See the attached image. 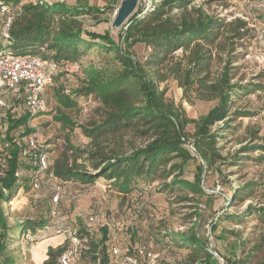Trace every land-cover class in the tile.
Listing matches in <instances>:
<instances>
[{"label":"trees","instance_id":"trees-1","mask_svg":"<svg viewBox=\"0 0 264 264\" xmlns=\"http://www.w3.org/2000/svg\"><path fill=\"white\" fill-rule=\"evenodd\" d=\"M193 1L151 0L149 6L137 8L131 14L119 41H116L108 31L100 33L86 25L87 16L97 22L103 14V9L94 5L72 6L63 0H0L7 9V13L0 16V48L1 40L6 41L1 53L36 54L43 59L69 62L96 51L110 54V60L119 64L117 69L108 73L94 68L81 79L78 89L71 90L92 96L97 101L94 115L86 124L79 125L88 142L80 147L65 137L62 150L39 177L48 174L62 184L75 182L84 185L103 176L108 179L105 180L108 185L116 186L121 192L130 191L136 180L146 183L145 188L159 180L162 181V191L177 189L205 193L198 181L201 172L214 165L215 171H220L218 164L225 162L218 145L223 128L231 122L233 115L256 116H251L254 114L251 110L234 108L235 97L263 90L264 85L232 80L230 52L236 42L233 40L248 34L247 22L239 17L226 20L210 14ZM7 17H10L6 29L8 35L4 36ZM139 44L149 49L143 59L135 51ZM213 50L223 62L217 75L210 71ZM169 78L177 81L183 96L189 98L194 94L200 100L215 101V104L198 118L188 117L180 105L166 96V87H160V83ZM69 96L61 91L58 98L68 100ZM11 98L13 102L9 106L0 108V264H17L16 256L6 248L13 245L18 235L34 233L49 223L46 218L17 220L14 225L7 222L5 204L9 206L15 194L26 185L32 187V179L38 170L35 157L38 151L30 149L27 143L28 134L35 131L29 124L32 118L23 112L18 96L12 94ZM44 99L47 103L45 96ZM65 104L74 103L66 101ZM263 108L264 103L259 113ZM64 121L74 124L68 118ZM187 124H192V131L186 130ZM137 138L144 139L141 145L135 142ZM38 141L41 149L50 155L49 145ZM243 148L264 151V144ZM194 155L198 162L193 179H188L182 175L189 160L195 161ZM169 176L170 179L164 182ZM256 184L248 182L232 188V198L250 194L252 190H247L248 187ZM244 212L264 216L263 207L249 205ZM227 215L236 220L241 218L225 212L217 217L216 222ZM216 224L212 225V232H215ZM233 235L232 240H228L223 232L214 235L226 240V252L217 251L226 264H264V255L256 262L251 261L252 250L237 254L244 249V242L238 234ZM77 236L85 237L88 246L78 259L86 258L94 264L116 263L112 246L113 237H118L112 228L90 232L85 226L77 231ZM161 236V243L166 248L175 245L191 249L189 262L179 264L218 262L213 255L215 251L209 248L207 237L199 236L193 230L165 231ZM140 243L149 246L143 241L119 243L118 240L116 244L123 250ZM64 248V241L48 246L43 264H59L58 258ZM19 264H25V261ZM159 264H163L160 257Z\"/></svg>","mask_w":264,"mask_h":264},{"label":"rangeland","instance_id":"rangeland-1","mask_svg":"<svg viewBox=\"0 0 264 264\" xmlns=\"http://www.w3.org/2000/svg\"><path fill=\"white\" fill-rule=\"evenodd\" d=\"M54 1V0H49ZM72 6L91 4L102 8L103 14L100 21H95L92 16L86 17V25L90 30L100 33L108 31L113 39L119 41V35L125 28L127 19L137 8H146L151 0H136L131 14L118 26L113 25L114 19L123 2L132 0H66ZM194 5H201L208 13L222 16L226 20L239 17L247 22L248 34L242 38H234L233 50L230 52L233 65V81L239 83L258 82L264 85V0H194ZM59 6V5H58ZM0 7V16L2 14ZM7 13V9L4 10ZM6 41L1 40V48ZM0 48V49H1ZM135 51L143 59L149 49L144 45L135 46ZM225 57L224 53L219 52ZM112 55V54H111ZM110 54L92 51L61 65L58 75L53 83L47 87L44 96L47 99L46 111L39 113L29 121L35 128L38 140L45 142L50 147V157L54 159L62 150L65 137H69L74 145L84 147L88 138L83 135L80 124H86L94 115L97 101L92 96L73 93L71 90L80 87L81 79L94 68L104 73L119 67L116 61L110 60ZM213 61L210 71L217 75L223 64L217 52L213 50ZM166 87V96L180 105L185 114L191 118H198L205 113L215 101L200 100L194 94L189 98L183 96L182 88L177 81L169 78L160 83ZM70 94L68 100L59 99V92ZM73 101L74 104L66 105L65 102ZM264 103V89H259L246 96L235 97L233 107L251 110L257 116L254 120L250 116H231V122L223 128L222 137L219 138L221 153L225 162L218 164L220 171H215L216 165L209 170L201 172L199 184L205 190L203 194H194L187 190H161L162 181H155L145 188L141 181H135L128 192L119 191L116 186L108 185L103 176L96 182L84 184L75 182L63 183L62 197L58 203L59 212L63 217L64 225L70 231L85 227L83 219L78 218L77 212L84 215L96 214V222L91 232L111 225L117 239L121 242H146L152 250L160 253L161 263L179 264L189 262L191 249L187 247L172 246L166 248L161 243L162 232H190L207 237L208 245L214 250L218 262L226 264L218 254L226 252V240L216 238L214 235L223 232L228 240L235 234L244 242V249L237 254L252 250L251 261L256 262L264 255V216L261 213L245 214L244 210L249 205L264 208V151L261 149H248L251 145L264 144V117L259 111ZM65 118L74 122L73 125L64 121ZM186 130L192 131V124L186 125ZM144 139L137 138L135 142L141 145ZM243 150V151H241ZM195 157V155H194ZM195 161L189 160L183 177L193 179ZM25 174V173H24ZM170 176L164 182H167ZM37 188L27 186L20 189L9 206L5 204L7 222L16 224L17 220L48 219V226L41 227L34 233L26 232L14 239L6 251L16 256L17 264L24 260L25 264H43L46 247L50 239L57 235L54 233L50 222L49 209L52 205L51 196L53 187L58 180L45 174L40 178ZM248 182L257 183L247 190L250 194L232 198V188L243 186ZM77 197H67L70 194ZM228 197L231 199L228 200ZM227 212L238 215V220L229 215L217 217ZM217 223V224H216ZM216 224L215 232L211 231ZM63 238L61 235H57ZM83 245V244H82ZM15 257H13V260ZM251 262V263H252ZM72 264H94L89 259H77Z\"/></svg>","mask_w":264,"mask_h":264},{"label":"built area","instance_id":"built-area-1","mask_svg":"<svg viewBox=\"0 0 264 264\" xmlns=\"http://www.w3.org/2000/svg\"><path fill=\"white\" fill-rule=\"evenodd\" d=\"M2 13L5 12L6 6L0 2ZM10 17L4 26L3 35L7 36V25ZM64 61H56L43 59L36 54H13L10 51L0 52V108H5L13 102L11 95L18 96L21 100V108L23 112L30 114L34 118L41 111L46 109L44 92L47 87L52 84L54 76L60 71V67ZM260 115L264 116V108ZM254 120L257 116L253 117ZM27 143L30 149L37 150L36 162L38 170L32 179V188H37L41 182L40 172L51 164V158L48 152L41 149L35 131L27 136ZM56 179V178H55ZM63 192V184L58 181L53 187L50 207V222L53 226L54 233L63 236L65 248L58 258L59 264H72L77 260L81 251L87 249L86 238L77 236L78 229L68 230L64 225V220L59 212L58 203ZM76 194L67 195V197H77ZM78 218L83 219L88 231L91 232L92 226L97 218L96 214L90 213L84 215L78 211ZM114 245L112 246V254L116 257L115 264H159L160 254L149 248L146 244L140 243L132 249H121L118 239L114 236ZM83 244V245H82Z\"/></svg>","mask_w":264,"mask_h":264},{"label":"water","instance_id":"water-1","mask_svg":"<svg viewBox=\"0 0 264 264\" xmlns=\"http://www.w3.org/2000/svg\"><path fill=\"white\" fill-rule=\"evenodd\" d=\"M135 4H136V0H132L129 3L123 2L114 19L113 25L118 26L120 23L126 20L128 16L131 14L132 10L134 9Z\"/></svg>","mask_w":264,"mask_h":264},{"label":"crops","instance_id":"crops-1","mask_svg":"<svg viewBox=\"0 0 264 264\" xmlns=\"http://www.w3.org/2000/svg\"><path fill=\"white\" fill-rule=\"evenodd\" d=\"M46 1H49V0H46ZM54 1H62V0H54ZM66 4H69L66 0H63ZM107 228L109 229V228H112L111 227V225L110 224H108V226H107ZM109 233V232H108ZM48 239H50L49 240V242H48V245H47V247L48 246H56V245H58V244H60V243H62L63 242V238L62 237H60V236H55V235H53V236H50V237H48ZM122 242V241H121ZM123 242H125V241H123ZM119 243H120V241H119ZM47 247H46V250H47ZM45 256H46V254H45Z\"/></svg>","mask_w":264,"mask_h":264}]
</instances>
